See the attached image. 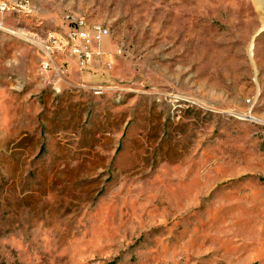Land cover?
<instances>
[{"label":"rangeland","instance_id":"rangeland-1","mask_svg":"<svg viewBox=\"0 0 264 264\" xmlns=\"http://www.w3.org/2000/svg\"><path fill=\"white\" fill-rule=\"evenodd\" d=\"M0 24V264H264V0H27ZM68 13L109 33L42 66Z\"/></svg>","mask_w":264,"mask_h":264},{"label":"built area","instance_id":"built-area-1","mask_svg":"<svg viewBox=\"0 0 264 264\" xmlns=\"http://www.w3.org/2000/svg\"><path fill=\"white\" fill-rule=\"evenodd\" d=\"M25 11H32L31 3L26 0H0V24L5 15H25ZM63 25L64 31H49L40 42L42 66L46 70L51 69L58 53H70L81 63L90 64L93 44L100 43L109 33L103 25L94 27L92 33L88 32L85 19L74 18L71 13L64 16Z\"/></svg>","mask_w":264,"mask_h":264},{"label":"bare ground","instance_id":"bare-ground-1","mask_svg":"<svg viewBox=\"0 0 264 264\" xmlns=\"http://www.w3.org/2000/svg\"><path fill=\"white\" fill-rule=\"evenodd\" d=\"M26 2H29L26 0ZM32 11H25V16H29L31 14ZM75 18V17H74Z\"/></svg>","mask_w":264,"mask_h":264}]
</instances>
